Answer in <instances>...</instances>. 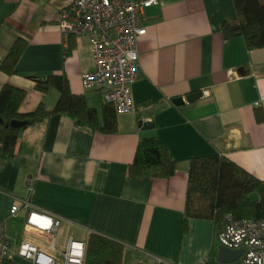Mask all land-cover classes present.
Masks as SVG:
<instances>
[{
	"label": "crops",
	"instance_id": "1",
	"mask_svg": "<svg viewBox=\"0 0 264 264\" xmlns=\"http://www.w3.org/2000/svg\"><path fill=\"white\" fill-rule=\"evenodd\" d=\"M69 2L0 0V89L5 83L26 89L22 113L40 103L52 107L59 91L38 89L34 78L64 73L72 91L84 94L103 119V89H86L81 78L94 67L90 38H65L59 26ZM236 15L234 0H159L145 7L135 107L117 112L116 131L92 130L63 112L21 128L17 155L0 157V220L14 247L30 239L62 259L50 248L49 233L26 224L28 206L10 212L17 200L29 198L65 217L56 234L59 249L71 235L87 242L98 231L125 242L122 264L217 258L221 225L185 218L190 160L222 153L264 178V46L249 47L243 35L224 33L223 22ZM18 37L27 44L9 74L1 63ZM194 91L202 94L187 100ZM177 96L184 101L174 102ZM144 120L154 124L144 127ZM150 136L159 137L177 162L173 174H129L140 140Z\"/></svg>",
	"mask_w": 264,
	"mask_h": 264
},
{
	"label": "trees",
	"instance_id": "2",
	"mask_svg": "<svg viewBox=\"0 0 264 264\" xmlns=\"http://www.w3.org/2000/svg\"><path fill=\"white\" fill-rule=\"evenodd\" d=\"M237 15L222 24L227 36L243 35L249 47L264 46V0H234ZM27 44L18 37L2 60L1 67L14 73L16 63ZM65 49V53L70 51ZM36 87L47 91L55 87L59 91L52 107L40 103L26 113L19 106L26 89L5 83L0 89V157L17 155V139L22 127L46 120L55 113H67L78 124L92 130L114 132L117 130V111L113 104L104 107L103 119L96 107L88 104L85 95L71 90L64 73L35 77ZM13 119H27L22 127L10 125ZM177 162L170 156L165 143L157 136L140 140L136 156L129 165L131 176H169L175 172ZM231 212L235 217L264 216V178L246 170L222 153L195 156L189 164V181L185 218H211L222 225L224 215ZM125 242L107 234L92 231L87 240L84 264H122ZM2 264H19L7 258Z\"/></svg>",
	"mask_w": 264,
	"mask_h": 264
},
{
	"label": "built area",
	"instance_id": "3",
	"mask_svg": "<svg viewBox=\"0 0 264 264\" xmlns=\"http://www.w3.org/2000/svg\"><path fill=\"white\" fill-rule=\"evenodd\" d=\"M159 0H70L60 12L59 26L65 38L71 34H87L91 41L94 67L82 74L86 89L101 87L106 103L117 112L131 111L135 107L132 85L140 71V53L137 40L147 31L143 9ZM28 206L26 224L51 235L50 248L62 256L60 261L30 239H23L14 247L0 220V261L19 255L37 264H84L87 242L70 236L64 249L56 246V234L65 218L47 210L29 198L12 204L10 212ZM217 242L231 249L241 250L233 261L217 258L208 263L201 259L196 264H264V216L235 217L224 215ZM160 261V260H159Z\"/></svg>",
	"mask_w": 264,
	"mask_h": 264
},
{
	"label": "water",
	"instance_id": "4",
	"mask_svg": "<svg viewBox=\"0 0 264 264\" xmlns=\"http://www.w3.org/2000/svg\"><path fill=\"white\" fill-rule=\"evenodd\" d=\"M201 94H202V91H194V92L187 94L186 98H187V100H192ZM173 100L176 103H182L184 101V98L182 96H177ZM2 120L3 119L0 117V121H2ZM27 123H28L27 119H24V120L13 119V120H11L10 125L13 127H22V126L26 125ZM153 124H154V122L150 121V120H144L143 121L144 127H149ZM241 252L242 251L239 249H231V248H228L224 245H219L217 248V259L220 261H233L236 258H238V256L241 254Z\"/></svg>",
	"mask_w": 264,
	"mask_h": 264
},
{
	"label": "bare ground",
	"instance_id": "5",
	"mask_svg": "<svg viewBox=\"0 0 264 264\" xmlns=\"http://www.w3.org/2000/svg\"><path fill=\"white\" fill-rule=\"evenodd\" d=\"M140 72V71H139ZM82 78V77H81ZM138 78V77H137ZM93 89V88H92ZM72 90V89H71ZM107 104V103H106ZM219 232V231H218ZM217 247H218V245H217ZM15 256V255H14ZM58 259V258H57ZM60 260H61V258H60ZM206 260V259H205ZM35 262V261H34ZM210 262V261H209ZM162 264V263H161Z\"/></svg>",
	"mask_w": 264,
	"mask_h": 264
},
{
	"label": "rangeland",
	"instance_id": "6",
	"mask_svg": "<svg viewBox=\"0 0 264 264\" xmlns=\"http://www.w3.org/2000/svg\"><path fill=\"white\" fill-rule=\"evenodd\" d=\"M62 232H63V229L60 230V233H61V234H62Z\"/></svg>",
	"mask_w": 264,
	"mask_h": 264
}]
</instances>
